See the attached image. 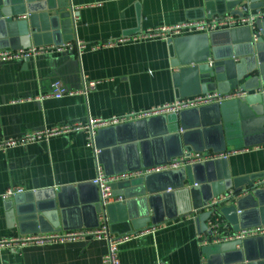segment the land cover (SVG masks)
<instances>
[{"label": "crops", "instance_id": "0c3cea01", "mask_svg": "<svg viewBox=\"0 0 264 264\" xmlns=\"http://www.w3.org/2000/svg\"><path fill=\"white\" fill-rule=\"evenodd\" d=\"M72 5L79 14L73 20L75 40L63 44H71V48L0 61V142L86 124L91 118L147 112L182 99L173 79L176 69L171 66L174 53L169 41L155 39L99 51L90 46L209 18L206 0H72ZM224 32L212 33L216 42L227 41ZM0 33V51H18L4 46L10 44L4 39L8 34ZM76 41L87 49L80 53ZM84 82L96 86L82 93ZM56 83L79 93L56 99L52 96ZM228 163L233 177L264 175V146L231 154ZM96 175L95 155L85 133L61 132L26 146L0 150V239L23 236L19 222L9 216L15 197L6 199L7 189L23 188L20 196L50 188L59 192L89 184ZM169 206L163 211L170 219L155 225L140 221L144 227L125 237L118 249L123 264H208L196 215L181 214L184 206L180 200L179 205ZM62 210H68L63 217ZM58 212V218L49 219L60 224L56 232L95 229L85 227L94 222L90 210L85 215L81 208L70 206L58 208ZM79 226L81 229H76ZM107 252L104 239L28 247L20 252L4 249L0 250V264H102Z\"/></svg>", "mask_w": 264, "mask_h": 264}, {"label": "water", "instance_id": "95a60500", "mask_svg": "<svg viewBox=\"0 0 264 264\" xmlns=\"http://www.w3.org/2000/svg\"><path fill=\"white\" fill-rule=\"evenodd\" d=\"M206 7L209 18L214 12L242 16L243 7L263 10L264 0H206ZM78 17L69 0H0V32H7L4 39L10 44L4 46L13 50L74 41L73 20ZM256 26L260 32L257 42L247 27L225 31L228 38L222 42H216L215 33L170 40L174 53L171 66L176 69L173 79L180 97L263 89L264 20ZM94 144L99 152L97 161L107 176L161 166L185 152L225 154L230 148L239 152L264 146V93L100 129ZM263 178L233 177L228 158H222L119 182L112 189L121 202L106 207L110 233L127 236L144 227L141 223L155 225L170 219L163 209L179 205V200L184 206L181 214L196 215L200 234L211 236L207 221L216 213L234 231L264 225V185L257 183ZM229 194V202L213 204ZM20 195L10 203L9 216L19 222L22 235L59 231L60 224L49 219L58 218V208L70 206L81 208L85 215L90 210L94 222L85 227H99L102 207L93 182L59 192L50 188ZM67 211H60L62 217ZM202 250L208 264H264V236Z\"/></svg>", "mask_w": 264, "mask_h": 264}, {"label": "built area", "instance_id": "2783aa9c", "mask_svg": "<svg viewBox=\"0 0 264 264\" xmlns=\"http://www.w3.org/2000/svg\"><path fill=\"white\" fill-rule=\"evenodd\" d=\"M71 10L74 12L78 10L72 5ZM242 16H235L231 14L206 18L198 21H190L182 24H177L170 27H160L154 30H147L141 34L135 35L130 38H118L110 39L105 42H100L90 46L92 51H99L104 49L115 48L126 44H137L139 42H149L151 40L159 39L170 41L174 38L181 36H190L196 34H212L221 31H229L238 28H250L253 33V41L257 42L258 34L256 22L264 20V12H252L247 7H243L241 10ZM76 48L80 53L87 49V46L80 41H76ZM71 44L55 46V47H31L29 49H22L18 51L2 50L0 51V61H11L30 59L41 53H47L54 50H64L71 48ZM96 83L84 82V88L82 93L94 89ZM79 92L71 91L63 88L59 83H56L53 88L52 96L56 99L66 96H74ZM250 93L263 94V89H258L250 92H243L240 90L230 92L228 94H220L218 92H210L207 94H201L193 97L182 98L171 104H165L163 106L153 108L147 112H135L126 114L119 117H112L110 119L91 118L86 124L68 125L60 129H51L38 132L35 134H27L26 136L7 142H0V150H5L12 146H26L42 139H47L51 136L59 134L61 132L70 133H85L87 135L88 146L93 149L95 160L97 164V175L93 180V183L97 185L100 195V204L102 212L99 214V227L92 230L83 231H67V232H51L40 233L33 235L16 236L10 239H0V250L13 249L22 251L28 247H42L47 245H64L73 242L86 241V240H101L104 239L108 243V252L102 258V264H123L119 258L118 249L119 246L127 236H117L110 233L109 222L106 216V207L110 204L121 202V198H115L113 196V185L125 180H132L147 174L179 170L188 166H193L198 163H206L214 161L216 159L228 158L231 154L238 153L237 151L227 152L225 154H212V153H190L185 152L184 156L173 159L171 162L161 166H156L151 169L140 170L137 172H127L125 174L107 176L103 170V167L97 161L98 151L95 149L94 140L97 132L103 128L116 127L119 125L137 122L149 118L159 116L179 115L183 111L201 108L213 104H222L226 101L236 100L241 97H245ZM258 184L264 185V178L257 181ZM24 190L20 187H11L7 189L4 197L10 199L16 195L23 194ZM223 196L214 201L213 204L229 202L228 198ZM207 231L211 232V236L207 233L199 235L201 240V248L209 245L224 244L234 241H242L249 238H257L264 236V225L258 227H251L246 229H239L234 231L233 228L218 214H213L207 221ZM165 264V263H158Z\"/></svg>", "mask_w": 264, "mask_h": 264}, {"label": "bare ground", "instance_id": "6f19581e", "mask_svg": "<svg viewBox=\"0 0 264 264\" xmlns=\"http://www.w3.org/2000/svg\"><path fill=\"white\" fill-rule=\"evenodd\" d=\"M70 1V0H69ZM196 35H198V34H196ZM208 35H211V34H208Z\"/></svg>", "mask_w": 264, "mask_h": 264}, {"label": "rangeland", "instance_id": "374dc122", "mask_svg": "<svg viewBox=\"0 0 264 264\" xmlns=\"http://www.w3.org/2000/svg\"><path fill=\"white\" fill-rule=\"evenodd\" d=\"M76 43V42H75Z\"/></svg>", "mask_w": 264, "mask_h": 264}]
</instances>
